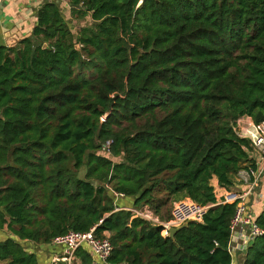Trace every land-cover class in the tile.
<instances>
[{"label": "trees", "instance_id": "trees-1", "mask_svg": "<svg viewBox=\"0 0 264 264\" xmlns=\"http://www.w3.org/2000/svg\"><path fill=\"white\" fill-rule=\"evenodd\" d=\"M68 3L0 45V264H39L30 243L92 227L105 264H231L235 204L210 180L236 185L250 162L236 120L264 122V0ZM114 192L158 218L183 198L211 206L169 237ZM253 219L264 229V208ZM241 255L264 264V234ZM74 258L94 262L87 244Z\"/></svg>", "mask_w": 264, "mask_h": 264}, {"label": "built area", "instance_id": "built-area-1", "mask_svg": "<svg viewBox=\"0 0 264 264\" xmlns=\"http://www.w3.org/2000/svg\"><path fill=\"white\" fill-rule=\"evenodd\" d=\"M3 2L4 0H0V8ZM234 130L239 137L247 139L249 143L250 162L236 175V180L245 184L247 188L241 193L224 188L216 198L217 203L235 204L227 245V250L232 256L244 253L251 241L264 234V229L255 222L247 204V198L254 194L258 186V178L264 169V122L255 123L250 117L242 116L236 120ZM109 145L110 141L108 140L103 149H108ZM114 195L116 198L123 196L115 192ZM209 206L211 205H200L189 198L180 199L173 203L170 218L163 222L152 213L148 206L122 209L129 210L133 217H140L153 224L161 225L163 228L161 234L166 236L170 227L179 226L186 220L202 222L203 215ZM51 243L63 248L62 253L52 260L54 263L62 261L72 264L74 252L82 244L89 245L92 252L104 264L112 251L108 235L97 237L94 234V227L86 232L69 231L53 238Z\"/></svg>", "mask_w": 264, "mask_h": 264}, {"label": "crops", "instance_id": "crops-1", "mask_svg": "<svg viewBox=\"0 0 264 264\" xmlns=\"http://www.w3.org/2000/svg\"><path fill=\"white\" fill-rule=\"evenodd\" d=\"M53 0H4L0 8V45L13 46L19 40L30 36L31 31L36 23V13L37 10L44 3ZM59 3L63 13L67 14L69 12L70 6L68 0H55ZM72 25L74 28L82 26L83 24L91 22L90 15H86L83 18L72 19ZM77 28V27H76ZM211 185L219 192L224 189V187L219 186L216 177L210 180ZM247 186L245 184L239 183L236 180V185L232 187L233 191L243 192ZM226 189V188H225ZM217 196V195H215ZM249 198V199H248ZM247 199L248 209L251 211L252 215L258 214L264 208V169L260 173L258 178V186L255 189L253 195L249 196ZM119 205L121 208H131L132 200L129 198L121 197L119 200ZM106 235H108L106 233ZM30 250L35 252L38 257L39 264H68L66 262L59 261L57 263L52 262L55 256L60 255V247L56 245H34L29 244ZM51 246V247H50ZM92 251V250H91ZM94 257V262L92 264H104L101 262L96 255L92 252ZM243 255L234 254L231 264H242ZM72 264H79V260L74 258Z\"/></svg>", "mask_w": 264, "mask_h": 264}, {"label": "rangeland", "instance_id": "rangeland-1", "mask_svg": "<svg viewBox=\"0 0 264 264\" xmlns=\"http://www.w3.org/2000/svg\"><path fill=\"white\" fill-rule=\"evenodd\" d=\"M78 26V25H77ZM76 26V27H77ZM75 27V28H76ZM78 28V27H77ZM77 28H76V30H77ZM83 73H84V75L85 76H91L93 73H94V71H93V69L92 68H85V69H83ZM222 192V190L219 192V190L218 189H216V191H215V193H216V195L219 197V194ZM241 193V192H240ZM217 196H216V198H217ZM249 199V198H248ZM248 199H247V201H248ZM171 208H172V205H171ZM171 208H170V210H168V212H167V210L166 209H163L162 210V213L160 214V216H159V218L161 219V221L163 222V221H165L164 219V217H166V216H168V214H169V212L171 211ZM5 231V230H4ZM3 231H1L0 230V238H2L3 237V233H2Z\"/></svg>", "mask_w": 264, "mask_h": 264}, {"label": "water", "instance_id": "water-1", "mask_svg": "<svg viewBox=\"0 0 264 264\" xmlns=\"http://www.w3.org/2000/svg\"><path fill=\"white\" fill-rule=\"evenodd\" d=\"M7 55H8V52L5 53V57H7ZM189 222H190V220H186V221H184V222H183L181 225H179V226H175V227L172 226V227H170V228L168 229V236H169V237H173V236H174V233H175L176 231H178V230L181 229L182 227L187 226ZM252 243H253V241L250 242V245H252Z\"/></svg>", "mask_w": 264, "mask_h": 264}]
</instances>
